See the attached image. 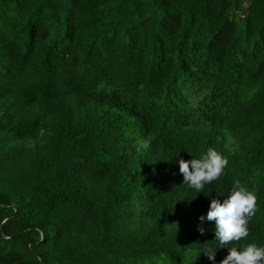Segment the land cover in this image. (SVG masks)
Wrapping results in <instances>:
<instances>
[{
  "label": "trees",
  "instance_id": "trees-1",
  "mask_svg": "<svg viewBox=\"0 0 264 264\" xmlns=\"http://www.w3.org/2000/svg\"><path fill=\"white\" fill-rule=\"evenodd\" d=\"M237 179L264 246V0H0V264H219Z\"/></svg>",
  "mask_w": 264,
  "mask_h": 264
},
{
  "label": "clouds",
  "instance_id": "clouds-1",
  "mask_svg": "<svg viewBox=\"0 0 264 264\" xmlns=\"http://www.w3.org/2000/svg\"><path fill=\"white\" fill-rule=\"evenodd\" d=\"M228 165V159L214 148L191 160H179V171L183 182L197 193L204 192L206 185L218 180ZM257 195L237 179L233 182L228 195L221 202L212 198L206 217L201 216L197 230L203 234V222H215V240L219 247H228V253L219 264H264V246L249 242L237 246L249 236L248 224L255 215ZM231 245V246H229ZM217 248H206L203 252L215 264Z\"/></svg>",
  "mask_w": 264,
  "mask_h": 264
}]
</instances>
